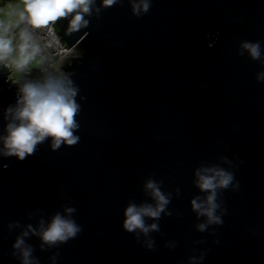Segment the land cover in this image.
Masks as SVG:
<instances>
[{
    "label": "water",
    "instance_id": "obj_1",
    "mask_svg": "<svg viewBox=\"0 0 264 264\" xmlns=\"http://www.w3.org/2000/svg\"><path fill=\"white\" fill-rule=\"evenodd\" d=\"M136 2L95 0L86 27L69 33L71 15L53 26L71 49L58 71L78 88L79 139L0 154V264H22L14 245L29 227L35 264H264V54L241 48L264 53V0H150L139 16ZM9 75L0 64V137L28 81ZM204 168L234 177L217 191L220 224L192 208ZM149 180L169 203L145 217L158 230L128 232L126 208L156 203ZM56 214L80 231L49 246L38 233Z\"/></svg>",
    "mask_w": 264,
    "mask_h": 264
},
{
    "label": "clouds",
    "instance_id": "obj_2",
    "mask_svg": "<svg viewBox=\"0 0 264 264\" xmlns=\"http://www.w3.org/2000/svg\"><path fill=\"white\" fill-rule=\"evenodd\" d=\"M101 2L104 7H111L118 0ZM94 4L95 0H22V3L11 5L3 12V18H0V64L20 74L36 69L41 76L20 85L16 105L6 109L9 122L6 125L7 134L0 137L3 144L0 154L23 160L32 155L36 146L47 138H51L53 149L60 147L62 143H77L79 138L73 135V130L78 128L74 120L79 111L75 100L78 88L67 74L44 67L48 58L41 54L42 48L36 42L35 30H47V34L55 40L53 26L59 19L71 15L67 31L76 32L87 26L85 15L90 14ZM150 7V0H138L132 4V12L139 16L147 13ZM51 46V42L45 45ZM241 48L253 60L260 59L264 54L259 41L243 42ZM257 79L264 82V73L258 74ZM196 176L197 186L207 193V197L203 201L194 199L192 208L198 215L205 216L208 224H220L222 221L216 214L219 207L216 203L217 191L227 189L234 177L220 168L200 169ZM145 188L156 203L154 206L146 204L139 207L130 204L126 208L123 227L128 232L139 230L147 234L149 231L158 230L155 223L146 225L145 217L158 219L169 203V197L160 191L156 182L149 180ZM66 211L71 214L74 209L68 208ZM198 228L203 231L206 224H200ZM29 231H33L31 227L14 245L21 250L22 264H35L31 259L32 249L25 246L23 238ZM79 231V226L73 220L56 214L38 235L43 244L54 246L74 238Z\"/></svg>",
    "mask_w": 264,
    "mask_h": 264
},
{
    "label": "built area",
    "instance_id": "obj_3",
    "mask_svg": "<svg viewBox=\"0 0 264 264\" xmlns=\"http://www.w3.org/2000/svg\"><path fill=\"white\" fill-rule=\"evenodd\" d=\"M36 31V42L40 45L42 48V55L47 57L48 59L45 62L44 67L49 68L51 71H58L59 65L62 62V60L71 53V49H68L62 45V42L58 38L55 30H54V36L55 40L53 39V36H49L46 32L44 34L42 30H35ZM49 42L52 43L51 47H45L46 44ZM41 76V73L33 69L30 73L27 74H21L20 78L13 76V71L10 70L9 78H12L13 81H21V80H35L39 79Z\"/></svg>",
    "mask_w": 264,
    "mask_h": 264
},
{
    "label": "rangeland",
    "instance_id": "obj_4",
    "mask_svg": "<svg viewBox=\"0 0 264 264\" xmlns=\"http://www.w3.org/2000/svg\"><path fill=\"white\" fill-rule=\"evenodd\" d=\"M1 1L2 3H5L2 4ZM19 3H22V0H0V18H3V12L7 11L9 6L16 5ZM13 76L20 78L21 74L13 71Z\"/></svg>",
    "mask_w": 264,
    "mask_h": 264
},
{
    "label": "crops",
    "instance_id": "obj_5",
    "mask_svg": "<svg viewBox=\"0 0 264 264\" xmlns=\"http://www.w3.org/2000/svg\"><path fill=\"white\" fill-rule=\"evenodd\" d=\"M1 3H2V1H1ZM5 3V2H4ZM4 3H2V4H4Z\"/></svg>",
    "mask_w": 264,
    "mask_h": 264
}]
</instances>
